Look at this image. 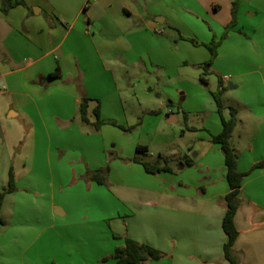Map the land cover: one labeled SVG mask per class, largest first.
Segmentation results:
<instances>
[{"label": "crops", "instance_id": "crops-1", "mask_svg": "<svg viewBox=\"0 0 264 264\" xmlns=\"http://www.w3.org/2000/svg\"><path fill=\"white\" fill-rule=\"evenodd\" d=\"M233 2L25 0L7 13L0 10V189L8 186L12 168L14 192L22 196L19 217L28 210L22 194L32 189L30 206L46 215V224L29 232L33 242L61 243L65 259L74 264L114 263L115 249L124 243L116 237L123 235L167 255L147 264H231L223 229L227 167L220 145L211 140L222 129L215 100L220 117L215 131L201 139L194 158L185 154V163L172 172L151 174L130 160L138 146L148 147L147 133L123 135L110 121L129 126L132 118L153 113L127 111L140 76L159 68L178 72L187 63L183 43L196 63L206 61L209 49L177 41L178 33L184 29L202 42L221 37L233 18ZM58 67L61 75L51 77ZM211 73L227 87L224 105L238 110L232 144L239 169L247 171L264 159V0H240L237 24L220 45ZM83 96L100 100L106 121L100 130L82 121ZM95 105L92 100V122ZM114 149L117 157L129 154L130 162L111 159ZM190 159L193 165L187 164ZM108 164V188L86 178L88 171ZM121 168L125 178L116 174ZM67 188L96 195V201L78 213ZM11 193L2 205L5 224L15 213L5 208ZM240 197L234 248L240 264H264V167L244 178ZM119 201L125 203V223L114 228L109 221ZM27 235L18 229L14 237ZM17 239L4 242L22 241Z\"/></svg>", "mask_w": 264, "mask_h": 264}, {"label": "rangeland", "instance_id": "rangeland-1", "mask_svg": "<svg viewBox=\"0 0 264 264\" xmlns=\"http://www.w3.org/2000/svg\"><path fill=\"white\" fill-rule=\"evenodd\" d=\"M2 1L0 0V4ZM181 39L191 42L194 46H206V43L212 40L207 42L199 41V39L190 36L184 29H180L178 33L177 41ZM192 39L199 41L200 44H195ZM181 51L183 60L185 59L187 63L183 61L178 67V72L170 73L164 68H159L156 69L157 71L155 70L156 73L143 74L140 76L139 85L134 88L133 93H130L132 95L130 101L132 102L128 99L127 111L133 113L136 110L141 111L144 109L146 111L153 110L154 112L149 116L145 114L138 120L132 118L130 124L136 125V128L130 132H126L123 129L115 130L119 131V133L124 131L123 135H133L136 138L141 137L143 132L147 133L144 136V140L148 144L149 151L139 156L143 160L152 161L157 159L159 155H163L169 159L170 165L177 170L180 165L185 163V154H189L191 158H194V154L204 143L201 139L213 133L217 126V121L218 124L220 122L219 114L215 110L216 105L212 92L217 90L219 77L221 76L214 73L204 76L203 68L200 65L205 61L196 63L195 59L191 57L192 54L187 52L185 43L181 45ZM203 76L207 77V83L202 80ZM228 102L229 100L227 99L226 104ZM223 113L228 117L230 108L225 106ZM169 115L175 116V120L170 121ZM25 155H28V147L25 149ZM117 156V150L114 149L113 153L110 154L111 159L116 157L121 165H126L130 162L129 154L122 157ZM20 168L19 172L21 173L22 169ZM116 174L121 178H125V171L122 168L116 171ZM105 187L108 188L106 185ZM31 190H25V193L22 194L26 199L25 207H28V210H24L25 215H22V217H19L21 213L19 209L21 194L13 192L6 198V210L9 209L13 213L15 211V213L14 215H7V223L0 226L1 236L5 237L6 231H10L5 238L2 236L0 264H74V262H68L65 259L64 254L66 252H64L61 243L52 244L46 242L43 238L33 242V236L29 232L33 233V229H41L46 224L44 221L46 215L40 209L34 210L33 205L32 207L30 206V199L33 197ZM86 191H89V188H86ZM68 192H71L69 193L70 197L76 202V212L78 213L83 212V210L85 212V209H87L86 204H88L89 200L91 202L96 201V195L90 196L88 193L84 195L81 192H77L76 189L74 191L70 189ZM99 207L102 212H105L104 205H99ZM114 209L113 212L116 217H113L109 222L114 228H119L125 223L126 210L124 201H119ZM18 229H22L24 235H28L17 239L14 235ZM124 236H118V239H124ZM7 239L22 241L4 242ZM154 261L158 260H149L148 262ZM82 264L105 263L85 261Z\"/></svg>", "mask_w": 264, "mask_h": 264}, {"label": "trees", "instance_id": "trees-1", "mask_svg": "<svg viewBox=\"0 0 264 264\" xmlns=\"http://www.w3.org/2000/svg\"><path fill=\"white\" fill-rule=\"evenodd\" d=\"M240 0H234L232 15L233 18L231 22L225 27V31L222 36L219 38L217 35H214L212 40L209 43H206L210 51V57L200 66L203 68V75L207 76L211 73V68L213 62L218 54L219 47L222 44L223 40L227 37L228 33L232 30L237 24L238 20V11H239ZM25 5V0H3L0 5V10L7 13L10 8H13L17 5ZM195 44H200L199 41L192 39ZM205 44V43H204ZM61 69L58 67L51 77L60 76ZM202 77V80L207 83V77ZM227 87L224 85L222 77H219V85L216 91L212 92L214 100L218 107V113L221 117L222 129L219 133L212 135V142L219 144L225 158V164L227 167V180L229 183V192L226 194L225 199L227 201V210L223 218V229L227 234V241L224 245V252L226 258L230 261L231 264H240V259L237 251L234 248L235 241L239 236V231L235 223V216L242 204V199L240 197L241 188L243 185V180L246 176L250 175L254 170L264 167V159L258 161L252 165V167L247 171H241L238 165V154L234 145L232 144V136L235 130V127L238 122V110L234 106H230V115L226 117L224 115V101L223 94L226 91ZM92 100L96 101V105L93 108V114L95 115V121H91L89 117V106ZM79 114L82 121L85 124L92 125L95 130H100V128L106 123L105 120L101 117V106L99 99H93L89 96H83L79 106ZM111 124L116 125L123 129L126 132H130L136 128V125L125 126L118 124L116 121H110ZM148 153L147 146H138L137 147V156L131 160L139 162L143 165L146 172L151 174H159L163 171H173L172 166L169 163V159L163 155H159L155 160H143L139 155ZM188 165H193L194 161L190 159L187 161ZM110 171V165L108 164L105 167H101L94 171H88L86 173V178L95 181L100 185H108V173ZM17 189L14 170L11 168L9 172V182L8 186L0 189V225L5 224V221L2 217V205L4 198L7 193L14 192ZM118 238V236L116 237ZM124 243L116 247L115 252L112 258L115 259L114 263L110 264H147L149 260H160L165 258L167 255L162 251L144 244L140 243L137 240L124 236ZM110 257L103 258L104 261H109Z\"/></svg>", "mask_w": 264, "mask_h": 264}, {"label": "water", "instance_id": "water-1", "mask_svg": "<svg viewBox=\"0 0 264 264\" xmlns=\"http://www.w3.org/2000/svg\"><path fill=\"white\" fill-rule=\"evenodd\" d=\"M161 21V20H160Z\"/></svg>", "mask_w": 264, "mask_h": 264}]
</instances>
